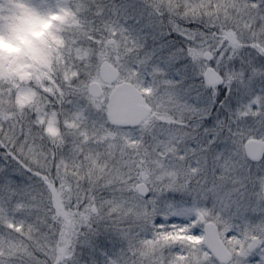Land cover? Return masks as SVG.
<instances>
[{
  "label": "snow or ice",
  "instance_id": "obj_1",
  "mask_svg": "<svg viewBox=\"0 0 264 264\" xmlns=\"http://www.w3.org/2000/svg\"><path fill=\"white\" fill-rule=\"evenodd\" d=\"M0 40L51 59L0 77V264H264V0H0Z\"/></svg>",
  "mask_w": 264,
  "mask_h": 264
},
{
  "label": "trees",
  "instance_id": "obj_2",
  "mask_svg": "<svg viewBox=\"0 0 264 264\" xmlns=\"http://www.w3.org/2000/svg\"><path fill=\"white\" fill-rule=\"evenodd\" d=\"M7 11H14V6L10 9V8H7L6 12ZM51 28V23L49 24H44V25H40V26H37L32 34H35L37 33V29L40 30V33L38 35V37L36 38H42L45 33ZM23 43L24 44H28L29 41L27 40H23ZM0 52H3L5 54H7L10 58H12L13 62L12 64H0V77H3L5 80H7V73L9 72V69H11V67L13 66L12 69L18 67V70L20 68L24 69L23 73H28L31 71V69L36 66V65H32V60L31 58H25L24 56L21 55L22 53V49L19 48V47H16L14 45H11V44H8L6 43L5 41L3 40H0ZM37 54V53H36ZM35 54V55H36ZM41 69V67H40Z\"/></svg>",
  "mask_w": 264,
  "mask_h": 264
},
{
  "label": "rangeland",
  "instance_id": "obj_3",
  "mask_svg": "<svg viewBox=\"0 0 264 264\" xmlns=\"http://www.w3.org/2000/svg\"><path fill=\"white\" fill-rule=\"evenodd\" d=\"M117 2H119V0H117ZM39 33H40V30L37 29V33L32 34V35L35 37H38ZM173 38H175V36H173ZM26 58L27 59L31 58L32 65H36V66H34L30 72L23 73L25 71H23L24 69L22 68H20L19 70H18V67L12 69L14 66L13 65L11 69H9V72L7 73V77H8L7 80L12 79L16 77L17 75H19L20 77L23 78V81L25 80L29 81L33 78V76L39 74V71L41 70L40 67L43 68L44 66L49 65L51 63L50 57L43 56L34 46L32 48V52L30 53V55ZM28 98H29V94L22 92L18 95L17 101L20 104H25L28 102ZM171 222H181V221H180V218H172ZM195 231H196V234H199V229H196Z\"/></svg>",
  "mask_w": 264,
  "mask_h": 264
},
{
  "label": "clouds",
  "instance_id": "obj_4",
  "mask_svg": "<svg viewBox=\"0 0 264 264\" xmlns=\"http://www.w3.org/2000/svg\"><path fill=\"white\" fill-rule=\"evenodd\" d=\"M8 7H9L8 5H5V11L7 10ZM24 83L27 84L28 80H25Z\"/></svg>",
  "mask_w": 264,
  "mask_h": 264
}]
</instances>
